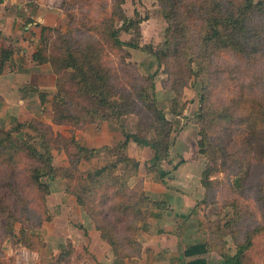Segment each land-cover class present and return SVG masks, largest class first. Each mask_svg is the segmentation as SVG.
<instances>
[{
  "label": "rangeland",
  "instance_id": "obj_1",
  "mask_svg": "<svg viewBox=\"0 0 264 264\" xmlns=\"http://www.w3.org/2000/svg\"><path fill=\"white\" fill-rule=\"evenodd\" d=\"M56 3L62 16L56 12L49 13L48 22L40 24L36 31L41 53L49 57L61 54L67 46L82 47L86 41L99 44L100 68L108 69L113 82L120 85V88H115L120 96L117 93L110 95L115 109L122 104L123 114L118 125L128 133L151 141L158 131L162 137L170 128L168 159L172 153V162L177 166L188 163L185 173L179 176L191 179L187 189L196 197V204L189 211L190 221L197 222L212 243L232 254L237 253L241 264H264V125L256 143H234L224 138L228 137L224 125L230 118L217 124L218 120L211 121V117H200L203 113L209 116L210 111H219L222 105L231 104L229 98L237 92L243 99L253 100L256 109L264 111V16L251 13L246 17L247 28L251 29L254 41L247 58L228 50L208 49L212 51L214 66L200 70L201 76H197L198 67L191 59L200 61L202 54L208 51L205 47H197L211 34L210 29L217 28L214 17L220 19L229 3L234 4L231 7L238 14L244 0H123L122 13L139 21L140 33L136 35L135 30H120L118 38L153 51H166L169 44L171 54L162 64L152 53L126 45L119 49L106 38L103 29L110 24V18L115 21V27H121L118 20L121 12L113 6V0H57ZM223 25L220 22L218 27ZM182 50L189 53L186 59L191 62V72L186 71L184 76L178 74L181 64L186 69L187 60L180 55ZM63 73L59 76L63 85L61 89L69 105L63 113L71 115L64 121L58 123V114L51 111L53 105L44 104L45 100L37 108L22 111L19 115L0 103V130L12 129L13 137L9 150L4 151L12 159L9 160L7 155L0 157V185L6 180L14 187H22L20 191L24 200L13 207L12 213H8L11 219L7 220V228L0 225V264H98L86 250L72 246L70 241H64V244L54 241L56 244L51 245L43 238L49 232H44V229L51 233L63 224L78 221L75 214L72 215L73 221L68 219L64 223L58 218L53 222L54 215L50 214L47 206V196L45 200L43 196L47 191L49 194L54 190L62 193L68 181L73 186L77 184V189L81 188L79 172L82 170L73 169L79 154L89 158L92 153L79 151L74 144V132L79 128L95 130L101 124L97 123L100 120L98 116L110 112L104 104L91 107L88 102H83L88 106L86 109H96V114H93L94 110L87 114L85 109H78L81 98L71 89L72 84ZM54 77L58 79V76ZM148 77L154 83L153 88L149 87ZM140 89L147 90L157 110L146 106ZM203 95L207 98L201 109ZM230 109L229 113L233 114L237 110L233 111V106ZM158 114L165 116L169 125L158 122ZM261 117L264 119V114ZM241 119L238 129L245 123L243 117ZM200 139L203 141L201 148L198 144ZM15 141L25 143L28 148L20 149ZM111 152L115 153L114 160L125 157L122 149L116 148ZM108 153L111 154L110 151ZM134 153L138 157L146 155L135 149ZM65 162L67 164H63ZM5 165L13 167L12 177H5ZM150 167L157 168L156 163L147 165L148 171ZM123 169L124 164H120L118 169H109L101 186L89 193L86 189L83 191L87 195L85 198H90L85 206L79 205L84 215L90 217V212L100 210L104 213L103 217L101 214L103 225L113 227L122 217L132 213L126 205L143 191V184L140 179L133 188L123 191L117 181L111 182V178H115L113 173H121ZM87 170L89 168L84 169ZM42 172L47 174L39 177L43 184L39 189L30 177ZM139 178L141 175L135 179ZM143 193L149 198L145 191ZM97 195L107 196L105 198L109 201L105 206L99 208V202H95ZM65 205L70 204L67 202ZM149 209L139 210L140 216L144 217L142 220L148 217ZM134 236L136 234L132 232L126 234L128 240ZM129 247L135 250L134 246Z\"/></svg>",
  "mask_w": 264,
  "mask_h": 264
},
{
  "label": "trees",
  "instance_id": "obj_2",
  "mask_svg": "<svg viewBox=\"0 0 264 264\" xmlns=\"http://www.w3.org/2000/svg\"><path fill=\"white\" fill-rule=\"evenodd\" d=\"M113 2V6L119 10L118 12H121V14L118 15V20L121 22V27H115V21L113 20V18H110L108 20L110 21V24L105 26L103 29V33L106 38L109 39V41L112 42V44L119 49H121V47L124 45L133 48H141L149 53H152L159 63H165L166 58H168L171 54L169 44H167L168 47L166 51H153L152 49H149L146 46L139 47V45L133 41L123 42L118 38L117 33L120 30H123L125 32L135 30L136 35H139V21L133 18H128L127 15L122 13L121 4L123 0H113ZM233 5L234 4L229 3V5L225 7L223 12L224 14L220 19L214 17V21L216 22L217 28L212 30L210 29L211 34L207 35L206 39L202 40V42L198 44L197 48L201 49L205 47L206 50L210 49L215 51L228 50L236 55L239 54L240 57L243 58H247L251 54V45L254 44V41H252L251 39L253 37L252 34H250L251 29L247 28L246 17L251 13H257L259 15L264 16V0H258L256 2H254L253 0H244V5H242L243 8L239 10L238 14H236L235 9L231 7ZM134 14L137 16V11L134 10ZM220 22L224 23L225 25L218 27V24ZM37 26L40 27L41 25L38 23ZM41 28L45 30L47 29L46 27ZM97 46H99V44H95L92 41H86L83 43L82 47L73 48L67 46L63 49L61 54L45 57L41 53L42 48L40 47V45H38L35 52L32 54V58L36 63H49L54 75L58 76V79L57 77L55 78V86L57 87L58 91L53 94L51 99V105H53V109H51V111H54L56 112V114H58V123L66 120L67 118H70L71 116L69 113H63V109H66V105H69L66 102L65 96H63L62 94V79L61 77H59L62 72H64L63 74L67 75L68 79L70 80V83L72 84L71 89H73L76 94H79L81 98V103H78V109H85L87 114L94 110L93 114H96V109H86L88 106L84 105L83 102H88L91 107L98 104H104L105 107H109L110 112L108 114L104 113L99 115L98 117L100 118V120L97 123H119V117L123 114L122 104L120 105L119 109H115L114 105L110 102V95L113 96L115 93H117L120 96V93L115 89L116 87L120 88V85L113 82V80L111 79L110 71L108 69L104 70L103 68H100L101 52ZM12 52L13 50L9 48H0V72L3 69L5 62L10 59ZM180 53L179 54L181 55V57H183V60L186 59V57L189 55V53L187 51L185 52L184 50L180 51ZM212 56V51L208 50L202 54V58L200 61L191 59V62L195 61L198 67L197 76H201L199 75L200 70H205L209 67L214 66ZM186 60V69H184V65L181 64L180 69L178 70V74H181L182 76L185 75L186 71L191 72L190 59ZM69 69H71V71H69ZM202 78H204V76ZM146 80L150 81L149 87L153 88L154 83L152 82L151 77L146 78ZM145 87L147 88V86ZM67 93L68 92L66 91L65 94ZM140 96L143 97V100L146 102V106L150 108L152 107L157 110L156 105L154 104V101L150 98V94L147 92V90L140 89ZM39 98L41 103H43L46 98V94L39 93ZM206 98L207 97H205L204 95L201 97V109H203V106L205 104L203 102L206 101ZM229 100L233 105H222L219 108V111H210V113H208L209 116L203 113L202 115H200V117H211V121L218 120L217 124H222L220 120L230 118L228 124L224 125L226 130H228V137H224L226 138V140H228L229 142L233 141L234 143H237V141L256 143L257 138L260 136L264 125V119L261 117V114H264V111L262 112L260 109H256L252 104L253 100L249 98V102L248 100L243 99L242 95H240L238 92L236 95L229 98ZM244 105L246 106L243 107ZM231 106H233V111L237 109L234 114L229 113V111H232V109H230ZM11 111L13 113V110ZM241 117H243L245 123L242 125L241 129H238V125L242 120ZM157 119L158 122H160L161 124L169 125V121L165 118V116L158 114ZM80 121L83 122L82 120ZM121 128L124 139L109 148V151L111 153L109 154V159L104 164L98 167L89 168V170L87 171L81 169L82 171L79 172L81 179V188L77 189V184L73 186L71 182H67L66 192L74 195L78 205L83 207L85 206V202L90 199L85 198L87 196L83 194V191L85 189L89 193L92 191V189L95 190L97 187L101 186L105 182V176L110 172L109 169H116V167L118 169V166L120 164H124V169L121 173L114 172L113 174L115 175V178H111V182L114 181L115 183L117 181L119 183V186L122 187L123 191L134 187V185H129V180L132 178L133 175L136 174L139 162L128 154L127 150L128 143L130 140H132L139 146L147 147L152 153V160H154L155 162L168 160L170 128L165 132V137H161V132L158 131L160 134L158 133L153 141L146 139L145 137H139L135 133H128L123 129V127ZM11 133L12 129L0 130V134L2 135V138H0V157L3 155H7L4 151L7 152L9 150L8 146L13 143V137ZM8 141L9 143H7ZM15 143L19 145L20 149L26 147L25 143L18 144L17 141H15ZM74 144L80 152L89 151L90 153H92L91 156H88L89 158H85L84 156L79 154V156L77 157L78 163L82 160H90V158L94 157L99 152L98 149H88L84 146H81L76 142L75 139ZM198 144L201 148V146L203 145L202 139L198 141ZM116 148L125 151V157L123 159L114 160L115 153L111 151ZM7 157L9 160L12 159L10 155H7ZM78 163L76 164V167H74L73 170L79 171ZM128 163L131 165H128ZM8 166L9 165H5V177H12L14 175V169L13 167ZM155 169H152V167H150L149 171ZM45 174L47 173L42 172L37 173L36 175H31L30 177L33 178L34 183L39 189L43 187V184L39 181V177ZM163 175L164 173L160 174V176ZM21 188L22 187L20 186L14 187L13 183H8L6 180L0 185V195L2 196V198L0 197V225L3 227V229H6L8 226L7 220L9 218L11 219L9 214L12 213L13 207H15L16 204L20 205L24 202L23 193L20 191ZM48 194L49 193L47 191L43 196V200H45V197ZM105 197L107 196L97 195L95 197V202H99V208L105 206L107 204V201H109L108 198ZM120 205L121 204H119V206ZM119 206H117L116 208L119 209ZM126 206V209L132 212L129 213L131 216L128 214L127 216L122 217V219L118 222L119 224L113 227L103 225L104 220L102 217L104 213L102 214L100 210L98 212L96 211V213H89L91 219L95 222L96 228L100 230L102 237L109 242L114 254L117 257H125L138 254L139 245L136 240V236H134V239L128 240L126 234L130 232H132L134 235L136 234L137 223L139 220H142V218H144L140 216L139 210L142 211V209L144 208H154L155 206H159V203L150 200L144 195L143 191H140L137 195L133 197L132 203H129V205ZM120 207L124 206L122 205ZM10 208L12 210H10ZM125 219L127 220V223L125 222ZM8 234H10V232H8ZM110 234L115 236L111 237L109 236ZM208 243H210L212 247L218 250L224 260V264H241V260L237 253L231 254L230 252L222 249L221 247H218L215 243L211 242L210 236ZM129 246H134L135 250L133 251V247Z\"/></svg>",
  "mask_w": 264,
  "mask_h": 264
},
{
  "label": "crops",
  "instance_id": "obj_3",
  "mask_svg": "<svg viewBox=\"0 0 264 264\" xmlns=\"http://www.w3.org/2000/svg\"><path fill=\"white\" fill-rule=\"evenodd\" d=\"M56 2L0 0V48L13 50L0 72V103L18 115L41 105L39 93L46 94L44 104H51L56 91L55 75L50 64H38L32 58L39 40L37 24L48 22L49 13L60 14L61 8ZM74 139L81 146L99 150L90 160L80 162L79 168L84 170L104 164L109 159V148L122 141L124 136L120 125L102 122L95 130L77 129ZM134 149L146 155L138 157ZM127 151L139 162L137 174L129 180V185L133 186L141 179L143 191L150 200L159 203V206L149 209L145 220L137 223L138 254L117 257L95 222L81 211L74 195L66 192V186L62 193L54 190L47 195V206L50 214L54 215L53 222L60 218L65 223L68 219L72 220L75 214L78 221L63 224L51 233L44 229V232H49L46 236L40 235L51 245L56 244L54 241L58 244L70 241L72 246L86 250L98 264H224L218 250L208 243L209 236L205 230L197 222L190 221L189 211L196 204V197L187 189L191 179L179 176L185 173L188 163L177 166L172 162V153L168 160L155 162L147 147L139 146L132 140ZM155 163L156 170L149 172L147 165ZM162 173L164 175L160 176ZM138 174L142 178L136 180ZM67 202L70 205H65Z\"/></svg>",
  "mask_w": 264,
  "mask_h": 264
}]
</instances>
